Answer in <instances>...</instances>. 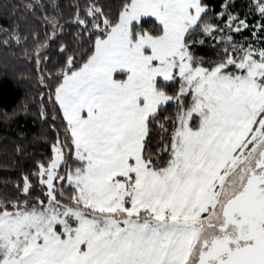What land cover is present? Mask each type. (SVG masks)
Instances as JSON below:
<instances>
[{
	"label": "snow or ice",
	"instance_id": "6c2138e0",
	"mask_svg": "<svg viewBox=\"0 0 264 264\" xmlns=\"http://www.w3.org/2000/svg\"><path fill=\"white\" fill-rule=\"evenodd\" d=\"M0 72V264H264V0H0Z\"/></svg>",
	"mask_w": 264,
	"mask_h": 264
},
{
	"label": "trees",
	"instance_id": "16d2710c",
	"mask_svg": "<svg viewBox=\"0 0 264 264\" xmlns=\"http://www.w3.org/2000/svg\"><path fill=\"white\" fill-rule=\"evenodd\" d=\"M68 0H60V3H67ZM27 85L18 83L11 73L0 72V110H10L22 97ZM3 153H0V160H3ZM11 171V169H9ZM3 179V172L0 171V180Z\"/></svg>",
	"mask_w": 264,
	"mask_h": 264
}]
</instances>
